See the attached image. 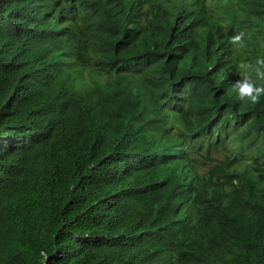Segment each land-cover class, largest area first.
<instances>
[{
  "label": "trees",
  "instance_id": "obj_1",
  "mask_svg": "<svg viewBox=\"0 0 264 264\" xmlns=\"http://www.w3.org/2000/svg\"><path fill=\"white\" fill-rule=\"evenodd\" d=\"M165 1L0 0V264H264V2Z\"/></svg>",
  "mask_w": 264,
  "mask_h": 264
},
{
  "label": "clouds",
  "instance_id": "obj_2",
  "mask_svg": "<svg viewBox=\"0 0 264 264\" xmlns=\"http://www.w3.org/2000/svg\"><path fill=\"white\" fill-rule=\"evenodd\" d=\"M244 37L245 32L240 31L232 35L229 38V42L242 48L245 46ZM244 68L246 69V74L240 76L241 79L232 84V88L240 101L258 104L261 102V97H264V85L257 84L256 80H264V58L256 59L252 65H244Z\"/></svg>",
  "mask_w": 264,
  "mask_h": 264
},
{
  "label": "bare ground",
  "instance_id": "obj_3",
  "mask_svg": "<svg viewBox=\"0 0 264 264\" xmlns=\"http://www.w3.org/2000/svg\"><path fill=\"white\" fill-rule=\"evenodd\" d=\"M174 1H175V0H173L172 2H174ZM179 1H180V0H179ZM179 1L177 0L178 5H177V3H176V1H175L176 6H177L178 8L181 6V5L179 4ZM182 1H183V0H182ZM182 1H181V2H182ZM210 1H211V0H210ZM212 1H213V0H212ZM226 1H227V0H226ZM226 1H225V2H226ZM240 1H242V0H240ZM240 1H239V2H240ZM250 1H253V0H250ZM165 2H167V0H166ZM206 2H207V0H206ZM231 2H232V1H231ZM253 2L255 3V1H253ZM260 2H261V5H260ZM260 2L257 1V3H259V5H258L257 3H256V4H257L258 6H262V3L264 2V0H263V1H260ZM79 3H80V2H79ZM123 3H124V2H123ZM127 3H128V2H127ZM168 3L171 4V3L169 2V0H168ZM168 3H167V4H168ZM207 3H209V2H207ZM228 3H229V2H228ZM232 3H233V2H232ZM84 4H85V3H84ZM169 4H168V5H169ZM182 4H187V3H185V2L183 3V2H182ZM192 4H193V3H192ZM192 4H190V5H192ZM205 4H206V3H205ZM229 4H230V3H229ZM229 4H228V5H229ZM256 4H255V5H256ZM80 5H81V3L79 4V6H80ZM231 5H232V4H231ZM257 5H256V6H257ZM165 6H166V5H165ZM165 6H163V10H164V7H165ZM176 6H175V7H176ZM188 6H189V5H188ZM198 6H199V5H198ZM206 6H208V4H206ZM256 6H254V7H256ZM258 6H257L256 8H258ZM263 6H264V5H263ZM263 6H262V7H263ZM84 7H86V5H85ZM108 7H109V6H108ZM169 7H172V4H171V6H169ZM169 7H168V8H169ZM173 7H174V6H173ZM173 7H172V8H173ZM183 7H184V6H183ZM202 7H204V4H203ZM208 7H210V6H208ZM231 7H232V6L228 7V9L230 8V11L228 10V12H230V13H231V11H232V12L234 11V10H231ZM178 8H177V10H178ZM180 8H182V6H181ZM196 8H198V7H196ZM199 8H201V7H199ZM205 8H206V7H205ZM205 8H204V9H205ZM210 8H211V7H210ZM234 8H235V7H234ZM256 8H255V9H256ZM106 9H108V8H106ZM144 9H145V8H144ZM166 9H167V8H166ZM175 9H176V8H175ZM232 9H233V8H232ZM261 9H262V8H261ZM80 10H81V9H80ZM94 10H95V9H94ZM94 10H91V11H94ZM145 10H146V9H145ZM145 10H144V12H145ZM170 10H171V8L169 9L168 13H171V11L174 10V9H172L171 11H170ZM179 10H181V9H179ZM201 10H202V9H201ZM207 10H208V9H207ZM211 10H212V9H211ZM256 10H259V9H256ZM262 10H264V9H262ZM116 11H118V9H117ZM146 11H147V10H146ZM174 11H175V10H174ZM194 11H195V12H193V13H196L198 10H197V11L194 10ZM202 11H203V10H202ZM205 11H206V10H205ZM224 11H225V10H224ZM236 11H237V9H236ZM238 11L240 12V10H238ZM165 12H166V11L164 10L163 13H165ZM187 12H188V11H187ZM189 12H190V11H189ZM199 12L201 13L200 9H199ZM206 12H209V10L206 11ZM210 12H211V11H210ZM259 12H260V10H259ZM166 13H167V12H166ZM197 13H198V12H197ZM197 13H196V14H197ZM223 13H224V12H223ZM226 13H227V12H225V14H226ZM230 13H228V14H230ZM237 13H238V12H236V14H237ZM255 13H256V12H255ZM110 14H112V13H110ZM148 14H149V13H148ZM160 14H161V13H160ZM186 14H187V13H186ZM198 14H199V13H198ZM205 14H207V13H205ZM205 14H204V16H205ZM228 14H226L225 16H227ZM232 14H233V13H232ZM236 14H235V15H236ZM256 14H257V15H260V14L262 15V13H260V14L256 13ZM106 15H107V14H106ZM108 15H109V14H108ZM108 15H107V16H108ZM166 15H167V14H166ZM170 15H172V14H169L168 16H170ZM207 15L209 16L210 14L208 13ZM222 15H223V14H222ZM240 15H241V16H240L239 19H240V20L243 19L244 21H243L242 23H241L242 20L239 21V22H240L239 25H240V24H243L244 22H247V21H245L246 16H245V18H244L243 12H241ZM257 15H254V18H255ZM263 15H264V14H263ZM192 16H193V15H192ZM200 16H202V15H200ZM225 16H224V17H225ZM228 16H229V15H228ZM228 16H227V17H228ZM230 16H231V14H230ZM236 16H238V15H236ZM242 16H243V18H241ZM248 16H249V15H248ZM111 17H112V16H111ZM205 17H206V16H205ZM260 17H262V16H260ZM149 18H150V16H149ZM152 18H153V16H152ZM158 18H161V16H159ZM177 18H178V17H177ZM191 18H193V17H191ZM256 18H258V17H256ZM262 18H263V21H264V17H262ZM108 19H110V18H108ZM170 19H171V17H170ZM217 19H218V18H217ZM228 19H230V17H228ZM150 20H151V19H150ZM152 20L155 21L154 18H153ZM231 20H234V19L231 17ZM236 20L238 21V19H236ZM246 20H247V19H246ZM258 20H259V19H258ZM153 21H152V22H151V21H148V22L154 23ZM156 21H157V20H156ZM156 21H155V23H156ZM173 21H174V20H173ZM183 21H184V20H183ZM208 21H209L208 24L212 23V21L210 22L209 19H208ZM208 21L206 20V22H208ZM229 21H230V20H229ZM237 21H236V22H237ZM157 22H158V21H157ZM219 22H220V21H219ZM230 22H231V21H230ZM213 23H214V22H213ZM261 23H262V22H261ZM147 24H148V23H147ZM169 24H170V22H169ZM237 24H238V23H237ZM263 24H264V22H263ZM151 25H152V24H151ZM154 25H155V24H154ZM154 25H153V27H155V26L157 25V23H156L155 26H154ZM160 25H161V24H160ZM160 25H159V27H160ZM157 26H158V25H157ZM214 26H215V24H214ZM221 27H222V26H221ZM163 28H164V27H163ZM222 28H223V27H222ZM238 28H239V27H238ZM238 28H236V29H238ZM240 28H241V27H240ZM155 29H157V28H155ZM158 29H161V27L158 28ZM223 29H225V28H223ZM241 29H243V28H241ZM197 30H198V29H197ZM201 30H203V29H201ZM233 30H234V29H233ZM260 30H261V29H260ZM225 31H227V30L225 29ZM228 31H230V30H228ZM228 31H227V32H228ZM241 31H244V29L241 30ZM223 32H224V31H223ZM235 32H237V31H235ZM235 32H233V33H235ZM239 32H240V31H239ZM239 32H238V33H239ZM198 33H199V32H198ZM228 33H230V35H232V32H228ZM257 33H259V32H257ZM214 36H215V35H214ZM252 36H253V35H252ZM254 36H255V35H254ZM250 39H251V37H250ZM250 39H248V40H250ZM214 41H215V39H214ZM229 43H230V42H229ZM213 44H214V43H213ZM259 45H260V44H259ZM210 46H212V45H210ZM231 48H232V46H231ZM233 48H234V50H237L235 47H233ZM257 48H258V47H257ZM211 49H212V48H211ZM230 50H231V49H230ZM232 50H233V49H232ZM227 52H228V51H227ZM233 52H235V51H233ZM233 54H234V53H233ZM252 54H253V53H252ZM235 57H236V55H235ZM235 57H234V58H235ZM253 57H254V55H253ZM250 58H251V55H250ZM233 63H234V62H233ZM248 65H249V64H248ZM233 66H234V64H233ZM140 67H141V66H140ZM47 68H48V67H47ZM134 69H135V68H134ZM131 70H132V69H131ZM142 70H143V69H142ZM140 71H141V69H140ZM129 72H132V71H129ZM135 72H136V70H135ZM147 72H149V71H147ZM147 72H145V74H146ZM145 74H144V75H145ZM225 74H226V72H225ZM223 77H224V76H223ZM129 82H130V80H129ZM96 83H97V82H96ZM201 87H202V86H201ZM93 88H94V87H93ZM231 88H232V87H231ZM198 89H199V88H198ZM200 89H202V88H200ZM217 89H218V88H217ZM217 89H216V90H217ZM232 89H233V88H232ZM232 89H231V90H232ZM201 92H202V91H201ZM231 93L233 94V92H231ZM231 93H230V95H228V96H231ZM62 95H63V94H62ZM232 96H234V95H232ZM218 98H219V97H217V99H218ZM209 99H210V98H209ZM217 99H216V100H217ZM231 99H232V98H231ZM236 99L238 100L237 97H236ZM166 101H167V100H166ZM213 101H214V100H213ZM218 101H219V99H218ZM183 102H184V101H183ZM185 102H186V101H185ZM185 102H184V103H185ZM205 102H206V100H205ZM234 102H236V101H234ZM242 104H243V103H242ZM242 104H241V106H243ZM232 105H233V104H232ZM223 106H224V105H223ZM243 108H244V107H243ZM213 109H214V108H212V110H213ZM208 110H209V109H208ZM214 110H215V109H214ZM218 111H219V110H218ZM214 115H215V114H214ZM214 115H213V116H214ZM240 121H241V120H240ZM232 127H233V126H232ZM261 132H262V131H261ZM201 136H203V134H202ZM71 138H72V137H71ZM200 138H201V137H200ZM198 145H199V144H198ZM261 161H262V160H261ZM258 163H259V162H258ZM253 168H255V167H253ZM257 170H260V168H258ZM260 172H261V171H260ZM258 173H259V172H258ZM261 173H262V172H261ZM261 173H260V174H261ZM261 175H263V174H261ZM263 176H264V175H263ZM5 179H6V178H5ZM232 214H233V213H232Z\"/></svg>",
  "mask_w": 264,
  "mask_h": 264
}]
</instances>
